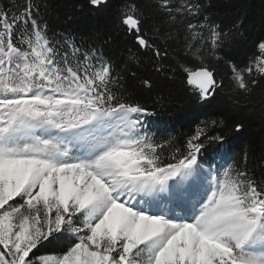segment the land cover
<instances>
[{
	"label": "snow or ice",
	"instance_id": "snow-or-ice-1",
	"mask_svg": "<svg viewBox=\"0 0 264 264\" xmlns=\"http://www.w3.org/2000/svg\"><path fill=\"white\" fill-rule=\"evenodd\" d=\"M86 6L110 23L85 46L51 33L42 0L0 3V264H264V177L221 118L264 90V38L238 58L243 20L218 23L201 0ZM144 58L151 75L131 70ZM129 78L213 111L183 141L157 139Z\"/></svg>",
	"mask_w": 264,
	"mask_h": 264
},
{
	"label": "trees",
	"instance_id": "trees-1",
	"mask_svg": "<svg viewBox=\"0 0 264 264\" xmlns=\"http://www.w3.org/2000/svg\"><path fill=\"white\" fill-rule=\"evenodd\" d=\"M14 0H0V3L9 5ZM205 12L218 23L231 24L242 19L244 38L241 39L235 54L243 58L244 51L251 47L253 42L264 38V0H201ZM46 5L45 20L48 22L51 33L57 38L67 37L77 45L85 46L94 41L97 35H104L109 29V20L94 12H89L86 0H42ZM127 37H116L111 49L105 52L112 56L118 69L125 67L124 59L128 55L125 48ZM130 48L131 45L129 44ZM134 51V49H133ZM133 65L131 70L139 75H151L150 68ZM130 95L138 102L156 112V115L146 117V122L157 139L169 138L183 141L186 135L194 128L195 123L206 119L213 109L190 108L187 99L181 96L177 86L160 80L152 92H141L139 81L127 79L125 84ZM161 97H165L161 103ZM224 118L229 129L230 147L235 158L241 162L247 154V165L253 169L256 177H264V90L257 88L250 97H240L238 104L226 106ZM235 123H242L243 128L234 131ZM212 147L203 158L208 159Z\"/></svg>",
	"mask_w": 264,
	"mask_h": 264
}]
</instances>
